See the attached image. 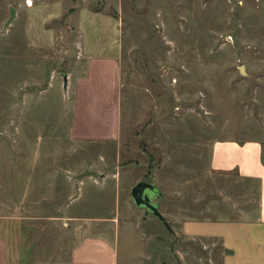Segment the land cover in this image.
<instances>
[{
    "label": "rangeland",
    "instance_id": "rangeland-1",
    "mask_svg": "<svg viewBox=\"0 0 264 264\" xmlns=\"http://www.w3.org/2000/svg\"><path fill=\"white\" fill-rule=\"evenodd\" d=\"M31 1L0 0V215L22 219L26 264H72L101 233L119 264H223L183 223L231 216L248 189L210 154L222 136L264 144V0ZM87 48L119 67L117 100L92 109ZM141 180L171 229L135 204Z\"/></svg>",
    "mask_w": 264,
    "mask_h": 264
},
{
    "label": "crops",
    "instance_id": "crops-1",
    "mask_svg": "<svg viewBox=\"0 0 264 264\" xmlns=\"http://www.w3.org/2000/svg\"><path fill=\"white\" fill-rule=\"evenodd\" d=\"M87 49L83 54L88 67L79 78L78 100L92 109L105 99L117 100L119 67L116 60ZM86 113L87 119L93 116L90 111ZM210 166L221 174H235L241 182L249 184L245 186L248 189L239 190L241 195L231 216L224 213L212 220H187L183 223L185 233L220 239L223 264H264L262 140L217 137L211 144ZM115 238L102 233L81 236L71 250V263L119 264ZM25 259L22 219L16 215H0V264H26Z\"/></svg>",
    "mask_w": 264,
    "mask_h": 264
},
{
    "label": "water",
    "instance_id": "water-1",
    "mask_svg": "<svg viewBox=\"0 0 264 264\" xmlns=\"http://www.w3.org/2000/svg\"><path fill=\"white\" fill-rule=\"evenodd\" d=\"M11 15L12 17L15 16L14 9H12ZM131 193L134 202L138 207L144 208L148 214H154L156 217L161 219L168 228L171 229L168 220L160 209V203L155 201L156 197L163 196V193L157 183L141 180L133 186Z\"/></svg>",
    "mask_w": 264,
    "mask_h": 264
},
{
    "label": "bare ground",
    "instance_id": "bare-ground-1",
    "mask_svg": "<svg viewBox=\"0 0 264 264\" xmlns=\"http://www.w3.org/2000/svg\"><path fill=\"white\" fill-rule=\"evenodd\" d=\"M30 3L32 4V1L30 0Z\"/></svg>",
    "mask_w": 264,
    "mask_h": 264
}]
</instances>
